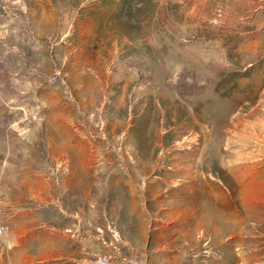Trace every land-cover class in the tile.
<instances>
[{
    "label": "rangeland",
    "instance_id": "obj_1",
    "mask_svg": "<svg viewBox=\"0 0 264 264\" xmlns=\"http://www.w3.org/2000/svg\"><path fill=\"white\" fill-rule=\"evenodd\" d=\"M46 1L0 34V264H264V0Z\"/></svg>",
    "mask_w": 264,
    "mask_h": 264
},
{
    "label": "crops",
    "instance_id": "obj_2",
    "mask_svg": "<svg viewBox=\"0 0 264 264\" xmlns=\"http://www.w3.org/2000/svg\"><path fill=\"white\" fill-rule=\"evenodd\" d=\"M41 1V5L36 9V0H0V34H3L5 39H7L10 34L9 30H11L12 27L16 24V29L18 28L19 30H23L25 32L27 29V31H29V34H36V25L39 24L38 21L43 20V24L40 23L42 24V26H44V23L48 21V17L47 19L45 17L37 19V12L40 10V13L46 15V13L51 10L50 7L47 8L45 6L44 2H47L46 0ZM48 23H46L45 25H47ZM3 36H1L0 40H3ZM1 53V56L4 57L5 53Z\"/></svg>",
    "mask_w": 264,
    "mask_h": 264
},
{
    "label": "bare ground",
    "instance_id": "obj_3",
    "mask_svg": "<svg viewBox=\"0 0 264 264\" xmlns=\"http://www.w3.org/2000/svg\"><path fill=\"white\" fill-rule=\"evenodd\" d=\"M32 192V191H31ZM25 234V233H24ZM15 237V236H14ZM17 238V237H16ZM19 239V238H18ZM15 240H17V239H15ZM19 241H20V239H19ZM15 242V244H16V241H14ZM19 243V242H18ZM17 243V244H18ZM14 244V243H13ZM12 245V244H11ZM16 247V246H15ZM14 248V247H13ZM14 251H16V249H14ZM12 260H13V258H12Z\"/></svg>",
    "mask_w": 264,
    "mask_h": 264
},
{
    "label": "built area",
    "instance_id": "obj_4",
    "mask_svg": "<svg viewBox=\"0 0 264 264\" xmlns=\"http://www.w3.org/2000/svg\"><path fill=\"white\" fill-rule=\"evenodd\" d=\"M0 238H2L1 230H0Z\"/></svg>",
    "mask_w": 264,
    "mask_h": 264
}]
</instances>
